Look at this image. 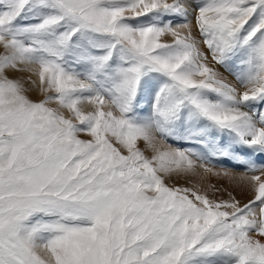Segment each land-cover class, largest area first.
I'll list each match as a JSON object with an SVG mask.
<instances>
[{"label":"snow or ice","instance_id":"snow-or-ice-1","mask_svg":"<svg viewBox=\"0 0 264 264\" xmlns=\"http://www.w3.org/2000/svg\"><path fill=\"white\" fill-rule=\"evenodd\" d=\"M0 264H264V0H0Z\"/></svg>","mask_w":264,"mask_h":264},{"label":"rangeland","instance_id":"rangeland-1","mask_svg":"<svg viewBox=\"0 0 264 264\" xmlns=\"http://www.w3.org/2000/svg\"><path fill=\"white\" fill-rule=\"evenodd\" d=\"M32 96H33L34 99L38 98V94H37V93H33ZM236 171H242V170H241V169H237ZM188 182H189L190 184H196V183H200V180H199L198 177H193V176H192V179L189 180ZM211 182L215 183L216 181H215V179L213 178V179L211 180ZM180 183L183 184V183H185V181H182V182H180ZM225 183H227V182H225Z\"/></svg>","mask_w":264,"mask_h":264},{"label":"bare ground","instance_id":"bare-ground-1","mask_svg":"<svg viewBox=\"0 0 264 264\" xmlns=\"http://www.w3.org/2000/svg\"><path fill=\"white\" fill-rule=\"evenodd\" d=\"M242 170V169H241ZM192 179V176H190V177H186V178H182V179H180L178 182L180 183V182H182V181H189V180H191Z\"/></svg>","mask_w":264,"mask_h":264}]
</instances>
